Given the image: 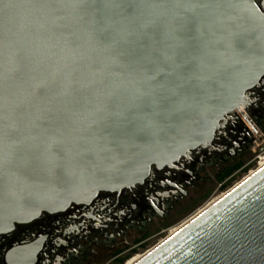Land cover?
I'll use <instances>...</instances> for the list:
<instances>
[{"label":"water","instance_id":"1","mask_svg":"<svg viewBox=\"0 0 264 264\" xmlns=\"http://www.w3.org/2000/svg\"><path fill=\"white\" fill-rule=\"evenodd\" d=\"M12 2L26 0H0V235L210 145L264 76V2ZM101 18L126 26L119 44L93 32ZM261 220L264 168L137 264H237L217 242L247 221L259 245Z\"/></svg>","mask_w":264,"mask_h":264},{"label":"flooded vegetation","instance_id":"2","mask_svg":"<svg viewBox=\"0 0 264 264\" xmlns=\"http://www.w3.org/2000/svg\"><path fill=\"white\" fill-rule=\"evenodd\" d=\"M263 2L256 0L259 7ZM246 99L245 106L226 118L210 145L171 167H152L142 184L99 192L88 204L70 205L14 225L0 235V264L137 261L198 201L223 190L254 165L253 172L264 164V76Z\"/></svg>","mask_w":264,"mask_h":264},{"label":"snow or ice","instance_id":"3","mask_svg":"<svg viewBox=\"0 0 264 264\" xmlns=\"http://www.w3.org/2000/svg\"><path fill=\"white\" fill-rule=\"evenodd\" d=\"M7 7L11 8H21V7H30V8H41L45 7L46 5L40 3H33L32 0H26L25 3H16L12 2ZM76 6H79L77 4ZM132 7V5H128ZM79 18H74L73 22H77ZM93 23L97 26L93 29V32L97 33L98 37L103 38V40L119 44L120 38H122L121 33L122 31L126 30L125 25L118 24L117 22H110L104 20L103 18L93 21ZM128 25H132L135 23L133 19V14L129 13L127 17ZM141 27H146L142 25ZM119 37V38H118ZM129 55L135 56V52H130ZM187 71V69H185ZM180 85H177L179 88ZM176 93H173L175 95ZM39 96H43L44 92L41 91L38 93ZM167 100L168 98L165 97ZM261 228H264V220L260 222ZM255 227V224L252 225ZM247 229V231H245ZM261 243L254 247H250L248 245V241L254 240L255 237L251 235V228L248 227V222L245 221L243 226L239 227V230L233 229V233H229L228 236L224 237L222 240L217 242L216 247L214 248L215 251H220L223 254V249H227L228 254L236 255L237 252H241L240 260L237 261V264H264V233H261ZM230 245V247H229ZM235 249V251H233Z\"/></svg>","mask_w":264,"mask_h":264},{"label":"rangeland","instance_id":"4","mask_svg":"<svg viewBox=\"0 0 264 264\" xmlns=\"http://www.w3.org/2000/svg\"><path fill=\"white\" fill-rule=\"evenodd\" d=\"M256 168V166L254 165L251 169H249V171L241 174L240 176H238V178H236L232 183L228 184L226 188H224L223 190H220L219 192H217L215 195H213V192L208 196L207 199H203L200 200L196 203V208L191 211L188 215H186L185 217H183L181 220H179L177 223H173L172 225H170V227H168L167 231L159 238V240L157 242H159L161 239H163L166 235L168 236L169 233H171L172 230H174L175 228L177 229V227L181 226L182 224L186 223L188 220H190L196 213H199L201 210L205 209L206 207H208L209 205H211L212 203H214L218 198L222 197L224 194H226L232 187H234L237 183L241 182L244 178H246L250 173L253 172V169ZM203 201V202H202ZM202 202V203H201ZM201 203V204H200ZM199 204V205H198ZM198 205V206H197ZM194 206V207H195ZM197 211V212H196ZM193 214V215H192ZM192 215V216H191ZM191 216V217H190ZM186 220V221H185ZM184 222V223H180V222ZM175 226V227H174ZM172 228V229H171ZM171 229V230H169ZM175 229V230H176ZM169 231V232H168ZM168 232V233H167ZM173 232V231H172ZM166 238V237H165ZM137 257L132 258L129 262H133L134 260H136Z\"/></svg>","mask_w":264,"mask_h":264},{"label":"bare ground","instance_id":"5","mask_svg":"<svg viewBox=\"0 0 264 264\" xmlns=\"http://www.w3.org/2000/svg\"><path fill=\"white\" fill-rule=\"evenodd\" d=\"M264 168V164L261 165L260 167H258L251 175L247 176L246 178H244L241 182L237 183L234 187H232L226 194H224L222 197L218 198L214 203H212L211 205H209L208 207H206L205 209L201 210L199 213H196L190 220H188L186 223L182 224L180 227H178L176 230H174L173 232L169 233V235L164 238L158 245H161L163 243H165L168 239H170L171 237H173L174 235H176L177 233H179L181 230H183L185 227H187L190 223H192L197 217H199L200 215H202L205 211H207L208 209H210L211 207H213L214 205H216L219 201H221L224 197H226L229 193H231L233 190H235L237 187H239L240 185H242L243 183H245L248 179H250L252 176H254L256 173H258L261 169ZM157 245V246H158ZM156 246V247H157ZM156 247H154L153 249H155ZM153 249L147 251L146 253L142 254L141 257L137 260L134 261L131 264H137L139 261H141L144 257H146Z\"/></svg>","mask_w":264,"mask_h":264}]
</instances>
